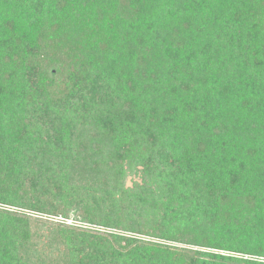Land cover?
Wrapping results in <instances>:
<instances>
[{
  "label": "trees",
  "instance_id": "obj_1",
  "mask_svg": "<svg viewBox=\"0 0 264 264\" xmlns=\"http://www.w3.org/2000/svg\"><path fill=\"white\" fill-rule=\"evenodd\" d=\"M0 205V264H264V0H0Z\"/></svg>",
  "mask_w": 264,
  "mask_h": 264
},
{
  "label": "rangeland",
  "instance_id": "obj_2",
  "mask_svg": "<svg viewBox=\"0 0 264 264\" xmlns=\"http://www.w3.org/2000/svg\"><path fill=\"white\" fill-rule=\"evenodd\" d=\"M193 70V69H192ZM194 72V71H193ZM43 128L46 132L44 133V136L42 138H39L37 141L38 145L41 144L42 141H49V140H46L47 137L49 136H55L56 135V130H55V127L53 126H49V127H44L43 125H40V128ZM86 130H90L89 127H86ZM88 137H86L85 139H83L82 137H80L78 140L76 139V135H77V132H75L74 130L71 131V135H70V138H71V142L70 143H65L64 145L63 144H58L56 142H53L51 145H52V148H54V153L55 155H57L58 157H55L57 162L59 161H62V164L66 161H68L69 159H76L78 158L79 155H83L85 153H92L93 150H94V145L96 143V136L97 135H101L102 133L101 132H95L94 134V131L91 130V131H88ZM94 134V136H93ZM53 139V137H52ZM77 140V141H76ZM29 146L27 145V148L26 147H22L21 151L23 153H25V149H28ZM81 157V156H80ZM168 160V159H166ZM170 160V158H169ZM168 160V161H169ZM80 162V161H79ZM169 162H172V157H171V160ZM44 165L46 167H48V162L46 161V163H44ZM149 180V179H148ZM146 181L145 182V186L144 188H147L149 186H151V182L149 181ZM139 182V181H138ZM140 183V182H139ZM126 188L129 186L131 187L132 186V183H131V179L128 180L127 179V182H126ZM143 196L144 194H128L127 196H124L126 197L125 200L128 201V204L130 205V210L131 212H135V210L137 209H140L142 208V206L140 205L141 202L143 201ZM124 203L126 204V202L124 201ZM0 209H4V210H10V211H17L19 209H17L16 207H13V208H10V207H3L2 205H0ZM122 207H124V205H122ZM20 211V210H19ZM74 213H70L68 218L66 221H65V224L69 221V222H75L73 221L74 220ZM33 217V216H32ZM34 218H37L39 220H42V221H46L48 223H57L55 219L53 218H49V217H46V216H40L38 217L37 215L34 216ZM50 221V222H49ZM60 223V222H59ZM60 224H63V223H60ZM78 227H83L85 228L86 225H81L80 226L78 225ZM119 232L118 235L119 236H122V237H126V238H130V239H137V240H145V241H148V240H151L149 242H152V243H164L163 241H158L157 239H154V238H149L147 236H142V235H138V234H132V233H128V232H123V231H117ZM166 244V243H165ZM168 245L170 246H175V247H181V245H177V244H174V243H168ZM224 254V253H222Z\"/></svg>",
  "mask_w": 264,
  "mask_h": 264
},
{
  "label": "built area",
  "instance_id": "obj_3",
  "mask_svg": "<svg viewBox=\"0 0 264 264\" xmlns=\"http://www.w3.org/2000/svg\"><path fill=\"white\" fill-rule=\"evenodd\" d=\"M58 221H61V220H58ZM67 224H71V222L68 221Z\"/></svg>",
  "mask_w": 264,
  "mask_h": 264
}]
</instances>
